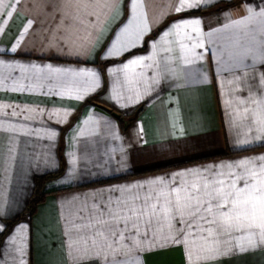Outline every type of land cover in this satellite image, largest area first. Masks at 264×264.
<instances>
[{
  "label": "crops",
  "instance_id": "1",
  "mask_svg": "<svg viewBox=\"0 0 264 264\" xmlns=\"http://www.w3.org/2000/svg\"><path fill=\"white\" fill-rule=\"evenodd\" d=\"M142 2L138 24L148 30L138 46L112 58L104 53L131 19L130 0L111 11L97 8V15L71 26L61 22L62 0H5L0 6V264H97L78 259L87 230L73 225L88 215L86 205L137 191L109 189L264 156V132L257 131L251 112L244 118L245 108L264 112V65L252 66L249 55L245 64L251 67L234 69L239 83L222 71L228 54L242 51L237 38L255 47L242 26L225 25L245 16L246 6L258 11L264 0H207L180 13L176 0ZM193 20L200 21L198 33L189 25L164 35L172 22ZM197 40L203 47L194 51L201 58L190 56L194 62L185 64V46ZM132 58L143 65L124 69ZM49 66L94 70L99 86L90 90L89 78ZM200 73L206 81L199 82ZM249 89L259 107L249 100ZM10 126L16 131L3 130ZM62 168L45 181L44 199L29 213L37 179ZM191 231L187 243H165L168 227L153 225L147 238L162 246L121 247L115 258L130 264H264V248L199 259L206 245L195 227Z\"/></svg>",
  "mask_w": 264,
  "mask_h": 264
},
{
  "label": "snow or ice",
  "instance_id": "2",
  "mask_svg": "<svg viewBox=\"0 0 264 264\" xmlns=\"http://www.w3.org/2000/svg\"><path fill=\"white\" fill-rule=\"evenodd\" d=\"M119 2L120 0H62L66 7L57 10L62 12L61 22L69 20L71 26L77 23L83 24L87 16L97 15L95 9L111 11ZM205 2L207 0H176L175 11L180 13L195 9ZM4 3L5 0H0V6H4ZM16 3H20V0H16ZM143 6L142 0H130L131 19L117 30L104 53V58L119 57L138 46L137 42L148 30L146 23L143 27L138 24V19L143 16L139 10ZM244 12L246 14L240 20L233 21L232 25H225L226 28L242 26L244 37L250 38L255 43V47H250L247 40L241 44L240 39L237 38L236 44L242 51L235 55L231 52L228 54V64L222 71L231 72L236 83H239L241 77L235 75L234 69L251 67L245 64L249 55L253 56L252 66L256 62L264 65V7L257 11L251 6H246ZM7 15L11 16L12 13L8 12ZM27 23L31 26L32 21L29 20ZM249 23L258 26L248 28ZM199 24V20L174 21L164 35L167 36L170 31H178L189 25L192 26L193 32L198 33ZM197 47H203V43L199 40L191 48L185 46L182 57L185 64L194 62L189 58L190 56L201 58L194 51ZM143 63L140 58H132L124 63L123 67L127 69L130 65H143ZM49 71L71 72L74 76L87 77L93 85L90 90L99 86V75L94 70H63L52 69L49 66ZM244 75L247 76L248 73L245 72ZM198 79L199 82H204L207 76L200 73ZM260 83L264 84V73H261ZM249 93V100L259 107L261 101L251 96V89ZM82 98L83 96H77V99ZM249 112L254 117L257 131L264 132V112L245 108V119L248 118ZM12 115H16L15 111ZM3 130L16 131L14 126ZM145 188L147 190L144 193L139 191ZM134 189L137 191L130 198L108 197L85 206L83 211L88 215H81L79 219L82 222L73 225L78 232L87 230L84 237L85 248L83 254L78 257L79 260L96 261L97 264L101 261L104 264H130L127 260L121 261L115 258L121 247L132 245L140 251H146L162 246L158 241L147 238L148 230L153 225L160 230L165 225L168 227L169 234L164 237L165 243H187L189 236L193 235L191 230L195 227L200 239L205 242L207 252L206 255L198 258L206 261L264 248V156L209 166L202 170H186L168 178H156L147 184L122 186L109 191L131 193ZM176 224L180 225L179 229L176 228ZM142 226L145 229L143 233ZM2 228L3 225H0V229ZM222 237L227 239L222 240ZM224 244L229 246L223 247ZM67 246L73 248L70 238ZM89 247L97 251L90 253ZM110 255L111 259H109ZM189 256L191 257V252Z\"/></svg>",
  "mask_w": 264,
  "mask_h": 264
},
{
  "label": "trees",
  "instance_id": "3",
  "mask_svg": "<svg viewBox=\"0 0 264 264\" xmlns=\"http://www.w3.org/2000/svg\"><path fill=\"white\" fill-rule=\"evenodd\" d=\"M62 173H63V168L58 172L49 173V174H46V175L39 177L37 179L35 192H34L33 196L31 197V200L29 203V213H31V214L34 213L37 205L44 199V194L42 193V188H43V184L45 183V181H47L48 179L54 178V177H58ZM3 235L0 236V240L3 237Z\"/></svg>",
  "mask_w": 264,
  "mask_h": 264
}]
</instances>
